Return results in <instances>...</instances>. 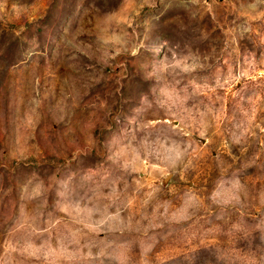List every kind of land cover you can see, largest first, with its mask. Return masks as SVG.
<instances>
[{"label":"rangeland","instance_id":"374dc122","mask_svg":"<svg viewBox=\"0 0 264 264\" xmlns=\"http://www.w3.org/2000/svg\"><path fill=\"white\" fill-rule=\"evenodd\" d=\"M0 264H264V0H0Z\"/></svg>","mask_w":264,"mask_h":264}]
</instances>
